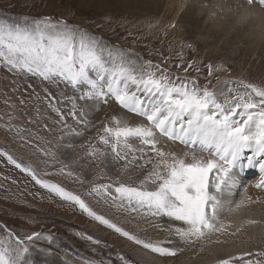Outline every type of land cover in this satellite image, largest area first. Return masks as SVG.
I'll return each instance as SVG.
<instances>
[{"label": "rangeland", "instance_id": "1", "mask_svg": "<svg viewBox=\"0 0 264 264\" xmlns=\"http://www.w3.org/2000/svg\"><path fill=\"white\" fill-rule=\"evenodd\" d=\"M95 2L92 0L87 9H80L81 0H0V24L30 26L44 17H51L53 21L62 19L114 51H121L137 69L151 61V70L166 69L173 80L177 76L195 79L201 87L226 91L227 87L221 81L236 80L264 87V56L249 55L245 59L240 50L234 51V57H230L221 44L214 46L209 38L206 39L204 32H193L181 24L168 28L166 22L157 21V17L147 11L99 10L98 5H92ZM237 58L243 61L241 70L237 68L240 61ZM209 64L213 66L211 76L208 74ZM90 75L95 78L94 72ZM228 86L237 87L235 84ZM85 88L82 86L77 92L64 82L53 84L31 74L9 71L0 64V236H6L10 231L23 239L32 233H40L38 239L26 241L29 247L27 259L33 264H125V261L143 264L133 256L135 246L142 245L116 233L75 203L36 183L28 172L17 168L4 155L6 152L17 163L32 168L38 178L49 184L79 195L98 215L117 222L118 226L140 237L142 234L132 232L124 219L129 217L125 215L130 211L119 213L118 207L110 200L119 196L116 187L120 184L134 186L144 179L152 166L144 165V160L139 159L141 153L136 151L142 147L139 140L130 138L132 148L121 151L122 156H137L134 161L131 156L116 158L110 152V146L99 139L104 134L105 125L111 126L113 116L126 118L128 124L136 125V119L132 120L135 113L112 99L107 105L78 99ZM72 97L77 98V113L84 110L85 122H80L83 118L69 114ZM54 107L63 113V120ZM149 155L153 154L146 149L144 158ZM134 174L138 178L131 176ZM101 185L109 186L107 191L100 188ZM137 215L152 223L160 220L151 216L147 218L142 213ZM92 221L105 229L107 235L92 229ZM138 230L141 231L142 226ZM153 235L150 232V237L143 240L164 242L160 246L177 248L172 236L158 239ZM88 236L93 239H87ZM97 240L100 243H95ZM261 251H264L262 246L256 252L249 251L253 255L245 256V260L255 258V254ZM178 255L177 252L175 256Z\"/></svg>", "mask_w": 264, "mask_h": 264}, {"label": "snow or ice", "instance_id": "2", "mask_svg": "<svg viewBox=\"0 0 264 264\" xmlns=\"http://www.w3.org/2000/svg\"><path fill=\"white\" fill-rule=\"evenodd\" d=\"M258 5L264 6V0H243L237 10L246 18ZM0 64L9 71L31 74L53 84L64 82L77 92L86 86L78 99L105 105L112 99L143 118L146 122L130 125L113 116L111 126L106 124L104 134L99 137L119 159H127V154L122 156L121 151L132 148L130 138L139 140L142 145L136 149L141 153L139 159L144 160V165L152 166L139 186L120 184L116 187L119 196L112 198L113 203L126 211L167 217L168 230L174 231L186 245L227 231L225 224L219 222V215L225 194L236 182L237 168L243 171L258 167L261 179L255 186L264 189V87L240 80L221 81L226 91L201 87L195 79L177 76L173 80L166 69L151 70V61L137 69L121 51H114L87 32L69 26L62 19L53 21L51 17L36 20L30 26L0 24ZM92 72L95 78L90 75ZM208 74H213L211 64ZM230 84L237 87L228 86ZM70 99L72 110L69 114L85 122L84 110L77 113V98ZM53 110L63 120L60 109L54 107ZM162 140L170 145L179 142L183 147L166 151ZM145 149L153 154L147 159L144 158ZM245 150H250L251 155L245 156ZM4 155L17 168L28 172L36 183L75 203L93 219L135 244L162 256H175L183 250L162 247L160 242L137 237L98 215L79 195L49 184L38 178L32 168L17 163L6 152ZM136 159L133 156V160ZM245 159L247 163L243 162ZM99 187L107 191L109 186ZM259 199L246 195L233 211ZM176 222H182L183 226L173 227ZM258 222L245 221L247 224ZM40 235L32 233L21 239L8 231L6 236H0V264H33L27 259L26 241L38 239ZM87 239L93 238L88 236ZM244 255L253 254L245 252ZM255 255L258 258L246 260L244 264H264V251ZM235 259H220L216 264H232ZM125 264L130 262L125 261Z\"/></svg>", "mask_w": 264, "mask_h": 264}, {"label": "bare ground", "instance_id": "3", "mask_svg": "<svg viewBox=\"0 0 264 264\" xmlns=\"http://www.w3.org/2000/svg\"><path fill=\"white\" fill-rule=\"evenodd\" d=\"M81 1L83 3L80 4V9H87L86 7H89L92 2V0ZM242 2L243 0H96L92 5H98V9L103 11L112 8L128 10L134 13L147 11L150 15L156 16L157 21L166 22L168 28L175 24H181L183 27L190 28L193 32H198L199 34L204 32L206 39L209 38L214 46H217L216 43L221 44V47L225 50V54L230 57H234L232 55L234 51L240 50L242 52L240 53L242 54L241 56H244L245 59L249 55L264 56V6H256L251 10V15L242 18L241 12L237 10L238 4ZM228 51L232 53L228 54ZM242 62L240 60L238 63V70L243 68ZM140 95L143 96V93H140ZM132 116V120L136 119L137 124L146 122L136 114ZM122 120L127 121L126 118H122ZM161 143L165 145L166 151L171 148L179 149L183 147L179 145V142L175 145H170L168 142L162 140ZM246 152L251 155L250 150H245V156H247ZM127 156H131L132 158L134 154H128ZM243 162L247 163L246 159ZM235 171L236 182L225 194L224 204L219 215V222L225 224L227 231L214 233L210 239L186 245L176 235H173L174 231L170 232L166 228L169 227L167 217H156L155 219L160 220L152 223L149 222L150 220L146 221L147 219L137 215L136 212L130 213L118 208L119 213L124 214L126 212L125 216H129L124 219L130 225L132 232L142 234L140 237L134 234L137 237L147 239L150 237V232L154 233L155 235L153 236L158 239L162 237L170 238L172 236L176 247L183 249L182 251H178L179 255L177 257H164L152 252L150 249L142 248L143 246H135V248L133 247L135 259L140 260L143 264H215L220 259L235 257L236 259L232 261V264H244L247 260H245V252H256V249L261 246L264 248V243L262 242L264 241V189L255 186L261 179L259 169L258 167H253L245 168L241 171L237 168ZM131 176L138 178L135 174ZM139 184L140 181L131 187H137ZM125 185L130 186L128 184ZM246 195L253 197L254 200L256 197L260 199L242 207L238 211H233L235 205ZM110 201L113 200L111 199ZM141 213L144 214L143 212ZM145 216L148 218L150 215ZM247 220L259 222L247 224L245 223ZM140 226H142L141 231L138 230ZM177 226H183L182 222H176L173 225V227ZM241 226V231L237 232L236 229ZM91 228L100 231L105 236L108 233L95 222L91 224ZM162 243L164 244V242ZM129 245L131 246L132 244ZM254 257L253 259L257 258L256 256ZM167 258H170L169 261L166 260Z\"/></svg>", "mask_w": 264, "mask_h": 264}]
</instances>
